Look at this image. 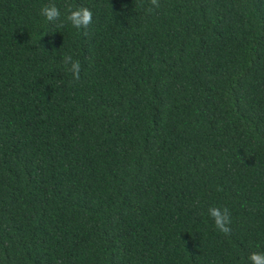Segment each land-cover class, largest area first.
Segmentation results:
<instances>
[{
    "label": "trees",
    "instance_id": "obj_1",
    "mask_svg": "<svg viewBox=\"0 0 264 264\" xmlns=\"http://www.w3.org/2000/svg\"><path fill=\"white\" fill-rule=\"evenodd\" d=\"M160 4L0 0V264L264 252V0ZM69 5L92 10L88 29Z\"/></svg>",
    "mask_w": 264,
    "mask_h": 264
},
{
    "label": "clouds",
    "instance_id": "obj_2",
    "mask_svg": "<svg viewBox=\"0 0 264 264\" xmlns=\"http://www.w3.org/2000/svg\"><path fill=\"white\" fill-rule=\"evenodd\" d=\"M161 7L160 0H149V6L146 11L153 13ZM41 15L52 23L60 19L61 12L54 3H49L41 8ZM93 12L90 8L85 6L76 7L75 9L69 5L66 20L76 29L86 30L92 24ZM63 64L67 71H69L75 80H79L80 62L75 60L73 56L65 54L63 57ZM208 215L213 219L215 227L225 235L231 234V215L227 207L218 208L210 207ZM250 264H264V252H252L248 256Z\"/></svg>",
    "mask_w": 264,
    "mask_h": 264
}]
</instances>
